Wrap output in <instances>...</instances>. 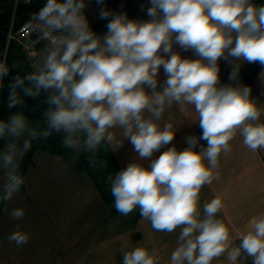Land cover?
Instances as JSON below:
<instances>
[{"label": "clouds", "instance_id": "obj_1", "mask_svg": "<svg viewBox=\"0 0 264 264\" xmlns=\"http://www.w3.org/2000/svg\"><path fill=\"white\" fill-rule=\"evenodd\" d=\"M149 2V20L115 15L102 37L89 26L85 0H46L33 14L42 38L49 41L46 54L33 71L9 81L7 107H21L24 97L42 94L47 107L42 127H29L22 111L0 120L5 142L0 148L5 172L0 201H10L24 184L19 162L35 140L62 134L64 148L93 154L102 145L116 151L127 140L137 155L108 177L114 207L122 215L138 209L154 231L180 229L170 264H212L225 254L229 264L241 258L264 264V213L249 220L234 246L229 227L219 218L222 198L204 203L201 213L199 197L203 186L219 179L218 158L231 150L237 133L252 152L264 150L261 110L251 88L238 82L242 63L264 65V5L252 0ZM109 15L101 10L102 19ZM174 45L196 58L182 57ZM221 59L234 65L229 80L235 83H221ZM161 67L166 79L158 90ZM10 71L0 61V88ZM173 105L192 106L194 123L202 130L200 136L185 137L182 150L174 143L173 126L160 124ZM105 165L101 161L99 166ZM10 215L19 220L25 212L14 208ZM8 239L21 246L29 237L13 232ZM121 253L123 264H159L157 252L140 244Z\"/></svg>", "mask_w": 264, "mask_h": 264}, {"label": "crops", "instance_id": "obj_2", "mask_svg": "<svg viewBox=\"0 0 264 264\" xmlns=\"http://www.w3.org/2000/svg\"><path fill=\"white\" fill-rule=\"evenodd\" d=\"M149 7L142 11L130 8L132 10L123 14L132 20L146 21L150 19L147 15ZM173 50L182 57L196 58L191 50L184 51L176 45ZM218 63L221 83H235L229 80L234 65L223 59ZM249 64H241L239 80ZM165 79L161 67L158 90H162ZM250 88L251 98L262 113L260 122L264 123V67ZM196 120L197 114L192 106L173 105L166 108L160 124L173 126L176 131L174 143L178 147L185 144V137L196 135L199 128L198 123H194ZM114 132L118 140L123 139L121 130ZM230 149L218 158L216 171L219 179L203 186L199 197L201 213L204 203L215 197L222 198L224 209L219 218L229 227L235 246L239 243L237 237L247 230L249 220L264 213V150H249L239 133L230 141ZM113 153L121 169L137 155L127 140ZM74 159L43 149L35 151V163L27 169L24 185L4 204V211L11 213L14 208H22L25 212L19 223L0 228V248H4L7 257L5 264H24L26 259L32 264H123L121 252L138 244L154 249L159 264H170L180 229L172 233L157 232L140 216L125 228L120 224L122 219L118 214H112L109 204L102 200L90 175L79 162H73ZM110 228L115 231L110 233ZM13 232L27 234L28 242L21 246L10 242L8 237ZM212 264H229L227 255L213 260ZM238 264H252V261L251 258H241Z\"/></svg>", "mask_w": 264, "mask_h": 264}, {"label": "trees", "instance_id": "obj_3", "mask_svg": "<svg viewBox=\"0 0 264 264\" xmlns=\"http://www.w3.org/2000/svg\"><path fill=\"white\" fill-rule=\"evenodd\" d=\"M46 0H32L31 2H24L20 0L14 10V0H0V61H6L11 71L9 76L4 78L3 87L0 88V120H6L11 114L22 111L25 116L32 121L39 123L42 127L44 124L43 112L47 107L43 104V94L39 98L24 97L23 105L21 107L13 108L11 110L7 107L8 84L9 81L16 75L24 76L28 72L34 70L31 66L27 54L22 50L16 40L8 41V31L13 20L14 26L17 28L28 16L34 11L43 7ZM252 2L259 5H264V0H252ZM104 20L99 24L104 25ZM94 28V27H93ZM92 28V30H93ZM108 31L107 26L95 34L102 36ZM15 65V68L12 66ZM264 65L259 62L250 63L243 71L239 80L240 84L250 87L254 78L258 75ZM202 130L200 127L195 136H200ZM4 141L0 140V148L4 146ZM201 143H206L201 141ZM186 145L178 146V149H183ZM37 149H43L63 158H70L72 155H77L80 166L92 178L96 188L98 189L102 200L111 206L110 212L112 214L119 213L114 207V198L110 192L109 175L114 176L115 173L121 170V167L110 146L102 145L95 154L91 152H76L64 148L62 144V134H53L47 140H35L32 142L31 150L19 162V172L24 177L29 166L35 163L34 155ZM105 161L106 165L100 167V162ZM24 185V184H23ZM22 185V186H23ZM5 202L0 201V215L2 214ZM139 210L136 217H139Z\"/></svg>", "mask_w": 264, "mask_h": 264}, {"label": "built area", "instance_id": "obj_4", "mask_svg": "<svg viewBox=\"0 0 264 264\" xmlns=\"http://www.w3.org/2000/svg\"><path fill=\"white\" fill-rule=\"evenodd\" d=\"M19 1L14 0V10ZM22 1L31 2L32 0ZM101 10L110 12L112 10V3L109 0H102V3H97V0H85L84 15L91 29L105 19H102L100 16ZM38 11L39 9L34 11L17 28L14 26L12 20L8 31V41L16 40L18 42L22 50L27 54L34 69L42 62L46 54L45 49L49 43L48 40L42 38L36 22L32 20L33 14Z\"/></svg>", "mask_w": 264, "mask_h": 264}, {"label": "rangeland", "instance_id": "obj_5", "mask_svg": "<svg viewBox=\"0 0 264 264\" xmlns=\"http://www.w3.org/2000/svg\"><path fill=\"white\" fill-rule=\"evenodd\" d=\"M147 7H149V6H147ZM130 10H132V9H130ZM104 23V22H103ZM104 25H101V24H97V25H95L94 26V28H93V32L94 33H96V32H98V31H100L101 29H102V27H103ZM27 117V116H26ZM28 118V117H27ZM28 121H29V127H32V128H35L36 126H37V123L36 122H34V121H32L30 118H28ZM72 157H74L75 159V161H73V162H79V158H78V156L77 155H72ZM4 183H5V172H4V170H2V169H0V188H2L3 187V185H4ZM109 207L111 208V206L109 205ZM3 211H4V209H3ZM137 212H138V209H136V210H134L132 213H130V214H128V215H122V214H120V213H117L118 215L117 216H119L122 220H121V222H120V224L121 225H123L125 228L127 227V225L130 223V222H132L133 221V219H135V217H136V214H137ZM2 214H3V212H2ZM20 221H22V219H19V220H17V219H13L12 217H11V215H10V211H7V210H5L4 211V214H3V217L0 219V228H3V227H9L10 225H13L14 223H19ZM115 230H112L111 228H110V233H112V232H114ZM3 232V231H2ZM4 235V234H3ZM3 243H5V240L3 239ZM3 248V247H2ZM5 259H7V257H6V255H5V252H4V248L3 249H1L0 248V264H5ZM24 264H32L31 262H29V260L28 259H26L24 262H23Z\"/></svg>", "mask_w": 264, "mask_h": 264}, {"label": "water", "instance_id": "obj_6", "mask_svg": "<svg viewBox=\"0 0 264 264\" xmlns=\"http://www.w3.org/2000/svg\"><path fill=\"white\" fill-rule=\"evenodd\" d=\"M112 3V10L109 12L111 15H109L104 20V25L107 26V24L111 21V19L118 14H123L128 9L132 8L136 11H142L145 7L151 6L149 0H109Z\"/></svg>", "mask_w": 264, "mask_h": 264}]
</instances>
